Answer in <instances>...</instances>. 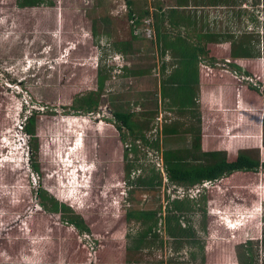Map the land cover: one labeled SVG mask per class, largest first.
I'll list each match as a JSON object with an SVG mask.
<instances>
[{
    "label": "rangeland",
    "instance_id": "rangeland-1",
    "mask_svg": "<svg viewBox=\"0 0 264 264\" xmlns=\"http://www.w3.org/2000/svg\"><path fill=\"white\" fill-rule=\"evenodd\" d=\"M54 1V7L21 9L16 0H0V244L7 253H12L13 242L20 251L27 248L26 236L30 233L25 228L29 225L33 229L31 237L38 238L33 242L39 252L42 240L49 238L48 225H62L61 215L30 217L31 211L39 208L36 191L44 186L48 194L90 222L92 233L71 236L68 243L70 252L86 249L90 259L97 258L96 262L97 254L108 261V251H124L126 244L133 252L127 256L124 251L121 261L128 257L134 261L131 264H203L202 245L205 252L224 251L226 256H220L224 263L232 253L236 264H250V256L255 264H264V167L255 174L237 173L212 182L201 189L207 201L194 199L198 202L196 211L180 215L169 209L174 200L190 199L180 194L187 189L168 180L165 164L164 170L157 166L163 161L162 151L192 159L200 157L208 146L203 141L202 149L194 148L199 125L190 111L195 109L202 119L203 95L199 87L195 107L180 112L176 87L170 85V76L184 67L185 57L179 51L183 43L179 39L189 47L199 45L190 19L192 11H197L191 8L197 1L187 0L180 8L179 0ZM171 8L178 9L177 14ZM147 10L149 15L137 26L138 38L133 40L130 31L134 23L128 14L133 11L138 16ZM199 11L198 25H203L207 22L203 17L206 11ZM217 11L213 10L215 16ZM94 23L96 37L92 35ZM221 23L214 20L213 30L227 36ZM242 29L238 26L235 33H244ZM208 30L212 31L211 26ZM124 41L133 42L132 47L119 53L115 43ZM171 42L179 47H171ZM260 53L263 59L262 46ZM97 66L107 75L101 107L93 112L78 110L74 108L75 98L97 88ZM139 71L143 74L137 75ZM162 88H166L165 94ZM33 111L42 116L38 121L41 148L35 154L42 175L31 167L29 137L22 130L26 116ZM116 111L136 112L133 119L144 126L143 134L150 142L158 140L160 149L136 140L126 128L125 140L121 141L114 127ZM165 124L179 126L180 134L164 137L161 130ZM232 129L235 132L228 149L235 153L252 151L264 161L263 116L245 111L241 124ZM132 146L137 150H128L126 159V164L133 165L130 182L123 152ZM149 179L155 187L142 186ZM204 205L206 214L199 210ZM132 210L157 211V224L143 243L140 234L153 222L132 219L119 223ZM253 210L259 211L258 215ZM216 225L239 227L237 232H227L225 239L226 235L208 231ZM170 227L178 234L171 235ZM181 229L187 232L180 234ZM59 237V233L53 234L52 239ZM251 238V244H246ZM212 240L217 241L212 244ZM135 246H139L138 252Z\"/></svg>",
    "mask_w": 264,
    "mask_h": 264
},
{
    "label": "trees",
    "instance_id": "trees-1",
    "mask_svg": "<svg viewBox=\"0 0 264 264\" xmlns=\"http://www.w3.org/2000/svg\"><path fill=\"white\" fill-rule=\"evenodd\" d=\"M16 1H17V6L21 9L38 8L41 6H49V7L55 6L54 0H16ZM186 3H187V0H179L178 8L186 6ZM129 5H132V2H129ZM177 10L178 9L176 8H172L171 12L174 14H177L178 12ZM145 15H149L148 10L144 11V13L138 16H136L133 11H130L128 14L129 19L134 21V28H131V31H130V33L133 36V40H136L138 38L136 35L137 29L135 28V25L138 26L139 24H141V22L144 20ZM76 19H80V18L77 17ZM96 29H97L96 23H94L92 27L93 37L97 36ZM200 37L204 38L202 36ZM207 38H208L207 43H218L217 40H215L216 36L207 35ZM179 40L180 42L183 43L182 48H179V51L181 55L185 57V60L183 62L185 71L183 73L177 72L178 74L181 75V83L176 88V91H177L176 95L178 97V102H179V111L184 112L186 111L188 107L194 106L195 104L194 100L196 98L194 88L189 86V80L192 77L190 73V67L193 66L194 63H197L196 60L198 59L197 58L198 54L206 53V47L204 45L200 47H196V48L189 47L186 44L184 39H183L184 41L181 39ZM202 41L200 40L199 43H201ZM121 44H123L122 48L120 47ZM132 44L133 42H129V41L116 42L115 48L117 49L119 53H126L127 50H129L132 47ZM170 45L173 48L177 46L179 47V45L176 42H171ZM235 48H237L236 45L234 48H232V52H231L232 57H220V60L223 61L225 64L231 65L233 63V66L238 67L234 65V62L232 61V59H237L236 58L237 52L239 51ZM207 55L209 56V52H207ZM245 57L253 58L252 56H245ZM209 59L212 62H217L218 56L214 55V53H211ZM254 66L255 67H253L252 71L248 72V74H251L254 77L258 78L261 83L264 82L263 81L264 74L262 72L261 67L257 65H254ZM97 68L98 69L96 70V74H97L96 90L90 91L88 95L86 96L80 97L78 95L74 101L75 102L74 108H77L78 110L82 109L87 112H93V111L98 110L101 107L102 92L105 87L107 75L103 72L101 67L97 66ZM204 71H205L206 76L209 75V76L219 77L220 79L223 78V80L218 82L220 84L217 83L218 85H223L224 83L229 84V83H232V81L235 82L234 80L235 77L233 78L230 73H228L227 71L218 69L217 67H215V65L213 66L204 65ZM136 73L137 75L143 74V71H139ZM178 74L174 73L172 77H175ZM262 86H263L262 91L259 88L253 87V86H247L245 87V90L247 94H251V95L257 96L260 99H263L262 109L264 112V84H262ZM161 90L165 94L166 88H162ZM194 111L195 110L190 111L191 112L190 115L193 117V119H195V117L197 116L196 118H197V123L199 125L198 126L199 129L197 128L198 136H196V140L194 142V148L195 150H198V149L203 148L202 142L205 136L207 138V141L208 139L211 140L213 137H211L207 133H204L203 131L204 129L202 126L203 121L201 118H198L199 115H196ZM39 114L40 112L33 111V113L30 116H26L23 129H24V132L30 136L29 145H30L31 152L33 154V158L31 159V167L33 168L35 172L42 175L43 171L41 168L40 161L39 159H37L38 157H35V154L38 155L40 153V148H41L40 142H39V136H38V121L42 118V116ZM135 115H136V112L116 111L114 113L115 123H116L114 124V127L119 132L121 141L125 140L123 129L126 128L133 137H136V140L142 139L145 144L153 145L159 150L160 145H159L158 140L157 142L153 143V142H150L149 139L146 138V136L143 134V131L145 129L144 126L142 127L141 125L136 123V121L133 119ZM179 128L180 127L176 125L165 124L161 130V133L165 137L177 136L178 134H180ZM195 128L196 126L192 125V129L194 131L196 130ZM218 134H215L214 136L215 137L214 141L217 142V145L213 149H204L200 157L198 156V157H193L192 159H189V158L185 159L180 153H174L172 151L171 152L162 151L163 161H164L165 170H166L165 172L168 176V180L176 186L190 189L193 186L203 184L206 181L215 182L221 179H228L229 177L232 178L237 173L255 174L259 172L261 167H264V161H262L260 157H258L259 155L257 156L252 151L245 150V151H241L237 153H229L222 149H218V143L219 141L222 140L220 133ZM133 147L134 146H132L131 148L127 147L126 150H124L123 152V159L125 163L124 168L125 170L127 169V172H128L127 176H128L129 181H130L129 177L131 175L133 165H131L130 163L126 164V159L129 156L128 150L129 151L137 150L136 147L134 148ZM130 185L133 186L134 184H130ZM142 186L155 187L156 185L155 183H153V179H149L145 181L142 184ZM48 193L49 192L44 188V186H42V188L38 190V197L41 199V203L43 204L45 210L47 209L49 211H54L56 213L61 212L62 218L65 219L64 221L69 223V225H73L78 230L77 233L75 232L70 233L72 238H75L76 235L80 236L83 233H87V234L92 233L93 228L90 225V222L87 221V219L83 215L76 212L66 203L59 202L54 196H51ZM200 197L203 199L204 202L207 201L206 197H202V194L200 195ZM48 203L50 204V206L48 205ZM197 205H198V202L194 201V199H187V200L177 199L172 202V205L170 206L171 208L170 209L168 208V209L170 212H173V213L175 212L181 215V214L192 213L196 211ZM199 210H201L204 214L208 213L206 205L201 206ZM156 215H157V211L132 210V211L125 213V215L122 216L123 218L121 219L119 223L125 224V222H127L128 220H132V219H135L141 222H144L145 220L153 222V224L148 225L147 229L144 231L143 234H140V239H141L140 243H143V241H145V239L149 236V234L152 233V230L157 224V221H156L157 219L155 220ZM153 220H155V222ZM167 220L168 222H170L171 219H167ZM214 228L218 230L220 234L226 235L224 236L225 239L228 238L227 232L228 233L230 232L227 231L224 228V226L216 225V226H213V229ZM209 229L211 230V228H208V231L210 232ZM169 230H170L171 235L177 233V230L172 227H170ZM179 232L180 234L181 233L184 234L187 231L184 229H181L179 230ZM251 242H252V238L249 239L246 242V244H251ZM76 243L77 242L74 241V244ZM245 246H249V245H245ZM134 249H135V252H138L139 246H135ZM131 250L132 249L127 247L126 244L124 245V251H131ZM124 251H119V250L117 251L116 248L111 249L110 251L107 252V255L109 256L107 260L108 261L115 260L116 262H118V263H110V264H126V263H122L123 261L121 262ZM79 252H81L83 260H86L88 250L80 248ZM200 252L203 255V260H202L203 264H207L206 263L207 256L208 258H210L209 261H215L210 264H225L223 261L215 260V258L219 259L218 256L215 257L217 252L213 253L214 251L213 252L209 251L208 255H206L203 245L200 247ZM97 255H99L98 256L99 264H109L107 263L106 260H102V255L100 254H97ZM250 257H249L250 264H255L254 257L253 256H250Z\"/></svg>",
    "mask_w": 264,
    "mask_h": 264
},
{
    "label": "crops",
    "instance_id": "crops-1",
    "mask_svg": "<svg viewBox=\"0 0 264 264\" xmlns=\"http://www.w3.org/2000/svg\"><path fill=\"white\" fill-rule=\"evenodd\" d=\"M196 1L197 3H195L191 8L197 11H192L193 13L192 16H190V19L194 29L193 32L196 34L197 41L199 44L197 47L204 45L206 47V53L198 54L197 57L198 59L196 60L197 63H194L193 66L190 67V73L192 77L189 80V86L194 88L195 96H196L194 100L195 104L193 107H195L198 97L196 88L199 87L203 95L202 96L203 108L201 109L203 129H204L203 131L204 133H207L211 137H213L211 140L208 139L207 141V138L205 136L203 141L204 143H208V146H206L205 149H213L217 145V142L214 141L215 139L214 136L215 134L220 133L222 140L219 141L218 143V149H222L229 153H235L234 151H230L228 149L230 136L235 132L232 129V127L234 125L241 124L242 117L244 116L245 111H250L251 114L253 115L254 113L255 115L261 114L260 116L264 115L262 109L263 99H260L257 96L251 94H247L245 90V87L247 86L254 87V85L251 84L249 81L240 79L245 76V77H251L256 81H259L258 78L254 77L251 74H248V72L252 71L253 67H255L254 65L260 66L264 74V58L262 59L260 57L262 56L261 53L259 54L261 46L264 52V0H246V1L199 0V2L198 0ZM236 8L239 10L238 12L233 11ZM199 9L205 10L206 13L208 12V10L209 11L211 10V12H209L208 14L203 12L205 14L203 17H205L207 20V22L203 25H198L200 23ZM217 9H218L217 11L218 15L215 16L213 10H217ZM216 19H217V23H219V20L222 21L221 25H223L224 29L226 30L227 36L223 34L224 32H221V34H217L218 32H214L213 21ZM224 20L226 21L225 22L226 24L223 23ZM208 26H211V30H212L211 32L208 30ZM238 26H242L244 28L242 29L244 33H242L240 30L238 31V33H235L236 28ZM237 34L242 35L240 36L242 37V39L240 40L242 42L240 41L237 42L238 44L237 47H241L243 50H239L237 52V57H236L237 59H232V61L234 62V65L238 67L233 66V63L231 65L227 64L226 67H222V64H220L221 62L220 57H232L231 52L233 47L231 48V45L236 43L237 39H240V37L237 36ZM207 35L216 36L215 40H217L218 43H207L208 40ZM200 36L204 38H201ZM200 40L203 41L199 43ZM207 52H209V56L207 55ZM211 53H214V55L218 56L217 62H212L209 59ZM245 56H252L255 57L256 59ZM258 56L259 58H257ZM202 57H204V59H202ZM204 65H209V66L215 65V67H217L218 69L227 71L232 75L233 78L235 77L234 78L235 82L232 81V83L229 84L224 83L223 85H218L220 84L218 82L223 80V78L220 79L219 77H214L209 75L206 76L204 71ZM184 71L185 70L183 67L182 69L180 68L178 70H175V74H178L177 72L183 73ZM172 75L170 76L171 79L170 85L177 88V86L181 83V75L180 74L176 75L175 76L176 78L172 77ZM263 81H264V77H263ZM258 83L260 84L261 82L259 81ZM262 83L264 84V82ZM164 85L167 86L168 84L165 83ZM176 98L178 99L177 95ZM191 109L195 110L193 108ZM194 113L196 114V112ZM198 115L200 116V114ZM167 137H171V136H167ZM36 197L39 198L38 191H36ZM39 200L40 203L37 204L39 208L36 207L37 209L36 212L38 213V210H41L42 212L37 214L33 210V212L31 211L30 213V217L34 218V217H43V215H49V216L61 215L60 223L62 225L61 226L58 225L57 222L56 224L48 225L49 238L48 240L47 239L42 240L44 242H42L40 244L41 246H39L40 252L39 249L37 248V245L33 242L34 241L33 239L37 238V236L33 235V237H31L32 236L31 234L33 233L32 232L33 229L32 226L29 225L27 228H25L26 230H29L30 233V236H26L27 241H29L27 242L28 243L27 248L20 251L21 248L20 247L16 248L15 247L16 244H14L13 242V248L11 249L12 253L8 254L6 249L0 244V264H54V263L55 264H96V263L99 264L98 262H96L97 258L90 259V252H88L86 260H83L82 254L81 252H79L80 250L75 249L72 252H70L71 245L68 243V238L69 239L71 238L70 232L77 233L78 230L73 225H69V223L64 221L65 219L62 218L61 212L56 213L54 211H49L47 209L45 210L43 204L41 203L40 198ZM232 202H235L236 204V200H232ZM34 212L36 215H34ZM258 213L259 211L253 212V214L255 215L256 214L258 215ZM239 225L236 226V228H232V226H228L224 228L227 231L237 232ZM241 227L243 226H240V228ZM21 229L24 228L23 227L20 228V231ZM210 232L219 233V231L216 230L215 228L213 229V227L211 228ZM57 233H59L60 237L58 239H52L53 234H57ZM5 240L7 241V239ZM15 240L16 239L14 238L13 241ZM215 241L212 240V244ZM209 251L210 250L208 249L205 254L208 255ZM52 252H56L54 256L52 255ZM129 252H133V251H127V256ZM6 254L7 256H9L8 259L6 257ZM216 256H218L219 261H222V259H220V256L224 257L226 255L224 254L223 251L216 253L215 257ZM54 257H56L57 260L53 262L52 260L54 259ZM227 258L228 261L225 262V264H236L238 262V261L236 262L235 256L232 253L229 254ZM209 259L210 258H208L207 256V261H206L207 264L215 262V261H209ZM133 262H134L133 260H130L127 257V260L123 261L122 263L131 264ZM107 263L110 264V263H118V262L109 260L107 261Z\"/></svg>",
    "mask_w": 264,
    "mask_h": 264
},
{
    "label": "built area",
    "instance_id": "built-area-1",
    "mask_svg": "<svg viewBox=\"0 0 264 264\" xmlns=\"http://www.w3.org/2000/svg\"><path fill=\"white\" fill-rule=\"evenodd\" d=\"M133 23H134V21H132ZM135 28L136 29H138V27L135 25ZM138 32V31H137ZM227 66V64H222V67H226ZM237 76V75H236ZM238 77V76H237ZM241 80H246V81H249L250 83H252L253 85H254V87H257V88H259V89H262V86L256 81V80H254L253 78H251V77H242V78H240ZM23 128H24V126H23ZM23 131H24V129H22ZM26 134V133H25ZM28 137H29V143H30V136L28 135V134H26ZM29 147H30V145H29ZM158 161V160H157ZM157 166H158V168H160V169H162V170H164V162L162 161L161 163H158L157 164ZM34 180L36 181V178H34ZM212 182L211 181H206V182H204L203 184H200L201 185V188H199L200 186H198V185H196V186H194V187H192V188H190V189H187V191L186 190H182V191H180L181 193L180 194H187L188 195V197H190V199H195V198H197V197H199L200 195H201V193L203 192V190H201V189H203V188H206V187H208L210 184H211ZM197 190L196 192H194V194L192 193L191 194V192H193V190ZM183 191H184V193H183ZM92 248V247H91Z\"/></svg>",
    "mask_w": 264,
    "mask_h": 264
},
{
    "label": "bare ground",
    "instance_id": "bare-ground-1",
    "mask_svg": "<svg viewBox=\"0 0 264 264\" xmlns=\"http://www.w3.org/2000/svg\"><path fill=\"white\" fill-rule=\"evenodd\" d=\"M206 188H208V187H206ZM232 228H236V226H234V227L232 226Z\"/></svg>",
    "mask_w": 264,
    "mask_h": 264
},
{
    "label": "clouds",
    "instance_id": "clouds-1",
    "mask_svg": "<svg viewBox=\"0 0 264 264\" xmlns=\"http://www.w3.org/2000/svg\"><path fill=\"white\" fill-rule=\"evenodd\" d=\"M203 190H204V188H203ZM200 197V196H199ZM199 197H197V198H199Z\"/></svg>",
    "mask_w": 264,
    "mask_h": 264
}]
</instances>
